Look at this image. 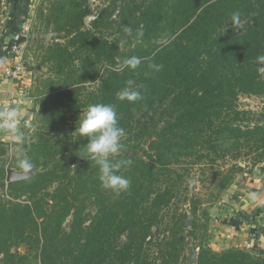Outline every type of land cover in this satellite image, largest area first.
<instances>
[{
	"label": "trees",
	"instance_id": "1",
	"mask_svg": "<svg viewBox=\"0 0 264 264\" xmlns=\"http://www.w3.org/2000/svg\"><path fill=\"white\" fill-rule=\"evenodd\" d=\"M29 2L9 3L5 24L13 36ZM236 11L239 24L231 20ZM114 13L119 34L109 39L103 29L114 24ZM86 15L76 6L66 17L62 29L70 38L49 48L57 73L38 97L41 122L61 142L35 136L24 154L41 171L28 178L6 182L0 167V264H192L184 234L195 237L198 229L195 264H264L260 250L216 252L206 241L209 207L242 172L239 161L252 156L253 165L264 163V122L238 105L242 95L264 96V64L257 62L264 55V0H111L110 11L82 30ZM131 56L141 59L136 70L115 68ZM129 80L142 96L135 103L118 96ZM95 103L114 105L124 129L115 158H130L119 172L130 187L119 195L101 187L93 162L79 158L87 140L69 129ZM229 160L235 163L223 167ZM194 168L206 176L202 183L211 180V194L203 209L196 194L185 199L188 214L169 218Z\"/></svg>",
	"mask_w": 264,
	"mask_h": 264
},
{
	"label": "rangeland",
	"instance_id": "2",
	"mask_svg": "<svg viewBox=\"0 0 264 264\" xmlns=\"http://www.w3.org/2000/svg\"><path fill=\"white\" fill-rule=\"evenodd\" d=\"M9 3H11V0H0V45L1 42L3 44L0 55V115H6L13 108L18 112L20 126L11 135L3 131L0 132V167L4 166L7 171L6 173L11 172L15 175L10 180L6 176V182L25 179L41 171L39 168H33L30 174H22V170L16 168V156L20 152L24 153V149L39 134L48 133L50 138L56 137V132L53 129L46 128L43 122H41L39 111L43 108V105L41 104L40 94L46 91L48 83L51 80H55L57 73L53 61L49 60V48L57 43L64 44L70 38H68L66 29H62L66 17L72 12L73 8L80 6V9H83L87 14L83 17L82 30L90 29L101 13L110 11L111 0H30L23 21L20 24V30L14 36L5 24L10 18ZM106 15L107 13L104 14V16ZM109 21H112L114 24L108 29H103V34L107 35L109 39H113L119 34L116 24L117 13H114ZM94 33L99 36V29L94 31ZM12 43L13 47L9 49L8 45ZM17 64L22 67V73L18 74L16 79H6L3 76L4 69L14 67ZM115 68L120 69V64ZM97 85L98 82L86 84L85 88L93 90ZM238 105L241 109L254 112L255 116L253 119L255 121L264 122V96L242 95L239 97ZM260 118L261 120H259ZM71 124L69 129L75 131L76 120ZM18 136L24 138L23 142L16 139ZM57 140L61 142V139ZM56 157L59 158V155ZM234 163L229 160L223 167H229V165ZM259 164L253 165L252 156L240 160L239 165L243 169L242 172L235 176L233 184L222 194L221 199L212 207H209L208 211L211 218L209 225L211 227L209 226L206 232L208 245L210 243V235H213V232L211 234L209 230L213 228V220L219 221L222 219L223 215H225L224 209L232 205L233 202L239 201L248 183L249 174ZM210 174L207 170V177L211 178ZM205 178L206 176H202L197 168L190 171L186 177L185 184L180 189L179 199L177 198V202H175V205L169 212V218L172 216L179 217L182 213L188 214L189 207L185 199H188L189 202V199L196 194H199L203 201L200 210L203 209L206 204L205 200L208 199L213 189L209 186L211 183L210 179L208 182L205 180L204 183L201 182V179ZM6 191L4 190L1 193L4 195ZM7 198L13 200L14 197ZM200 222L202 221L195 222L197 228L200 226ZM183 223L186 224L187 230L190 229L193 224L191 216L183 220ZM163 230L164 227L160 232V236L163 235ZM184 235H187V245L184 254L189 260L194 246L201 242L202 231L198 229L195 237L189 236L187 231ZM14 249L12 248V251ZM22 250L20 248V251ZM195 253L197 255L198 249L195 250Z\"/></svg>",
	"mask_w": 264,
	"mask_h": 264
},
{
	"label": "clouds",
	"instance_id": "3",
	"mask_svg": "<svg viewBox=\"0 0 264 264\" xmlns=\"http://www.w3.org/2000/svg\"><path fill=\"white\" fill-rule=\"evenodd\" d=\"M241 13L236 11L232 14L231 20L233 24L240 23ZM123 31L131 36L133 29L129 26H124ZM143 32H137L136 42L142 38ZM257 62L264 64V55L257 57ZM141 64V59L137 56L125 58L120 68H128L136 70ZM153 70L159 71L162 66L156 64L149 65ZM134 82L127 81L125 87L119 94L121 101L135 103L142 99L141 93L133 88ZM10 120L15 119V113H7ZM15 131L12 125H9ZM75 134L82 140H87V143L82 145L84 156L79 157L86 161H91L97 166L99 171V180L101 187L113 192L116 195L126 191L130 187V180L120 175L122 168L126 167L130 162L129 159H116L115 157L121 152V138L124 136V129L119 126L117 112L114 105L95 103L90 104L77 120ZM20 142H23V137H16ZM81 147L78 151H80ZM17 166L22 170V174H30L34 168L33 161L30 157L20 152L16 156Z\"/></svg>",
	"mask_w": 264,
	"mask_h": 264
},
{
	"label": "crops",
	"instance_id": "4",
	"mask_svg": "<svg viewBox=\"0 0 264 264\" xmlns=\"http://www.w3.org/2000/svg\"><path fill=\"white\" fill-rule=\"evenodd\" d=\"M224 214L219 221L214 219L213 228L209 229L211 234L213 232L209 238L212 250L221 252L231 247H244L264 252V163L249 174L242 197L224 209ZM232 218H239L237 226L221 224L224 219Z\"/></svg>",
	"mask_w": 264,
	"mask_h": 264
},
{
	"label": "built area",
	"instance_id": "5",
	"mask_svg": "<svg viewBox=\"0 0 264 264\" xmlns=\"http://www.w3.org/2000/svg\"><path fill=\"white\" fill-rule=\"evenodd\" d=\"M22 73V67L17 65H14V67H10V68H6L3 71V76L6 79H16L18 74ZM9 112H14L15 113V119L10 120L7 117V113L6 115H0V132L3 131L4 133L7 134H13L14 131L12 130V128L9 127V125H12V127H14V129H18L20 126V121H19V116H18V112L15 111L13 108H11V110L8 111Z\"/></svg>",
	"mask_w": 264,
	"mask_h": 264
},
{
	"label": "water",
	"instance_id": "6",
	"mask_svg": "<svg viewBox=\"0 0 264 264\" xmlns=\"http://www.w3.org/2000/svg\"><path fill=\"white\" fill-rule=\"evenodd\" d=\"M14 177H15V175L13 173H11V172L7 173V179L8 180H10ZM189 262L192 264H195V262H196V253L195 252L192 253L191 257L189 258Z\"/></svg>",
	"mask_w": 264,
	"mask_h": 264
}]
</instances>
